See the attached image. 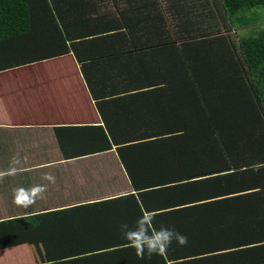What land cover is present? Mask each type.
Returning a JSON list of instances; mask_svg holds the SVG:
<instances>
[{
	"label": "trees",
	"instance_id": "trees-1",
	"mask_svg": "<svg viewBox=\"0 0 264 264\" xmlns=\"http://www.w3.org/2000/svg\"><path fill=\"white\" fill-rule=\"evenodd\" d=\"M264 0H0V71L69 56L172 264H264ZM157 219V220H156ZM177 250V253H175ZM166 263V262H165Z\"/></svg>",
	"mask_w": 264,
	"mask_h": 264
},
{
	"label": "crops",
	"instance_id": "crops-1",
	"mask_svg": "<svg viewBox=\"0 0 264 264\" xmlns=\"http://www.w3.org/2000/svg\"><path fill=\"white\" fill-rule=\"evenodd\" d=\"M81 66L55 58L0 71V171L19 160L0 180V264H172L168 250L138 258L120 232L145 210L115 148L81 154L100 142L72 128L103 123ZM35 185L43 198L17 206L14 189Z\"/></svg>",
	"mask_w": 264,
	"mask_h": 264
},
{
	"label": "clouds",
	"instance_id": "clouds-1",
	"mask_svg": "<svg viewBox=\"0 0 264 264\" xmlns=\"http://www.w3.org/2000/svg\"><path fill=\"white\" fill-rule=\"evenodd\" d=\"M18 163L19 160L14 157L12 160L13 166L7 171H0V180H3L7 175L15 174L18 171L15 165ZM43 179L55 183V177L50 173H46ZM45 191L46 186L44 185L14 189V203L17 206L29 207L36 202L37 198L42 199ZM154 221L155 215L153 212L143 211L134 226H130L127 223L120 225V232L123 238L135 249L138 258L144 259L145 255L149 258L152 255H162L168 250L173 241L179 246L187 245L188 237L186 235L165 225L156 228Z\"/></svg>",
	"mask_w": 264,
	"mask_h": 264
},
{
	"label": "rangeland",
	"instance_id": "rangeland-1",
	"mask_svg": "<svg viewBox=\"0 0 264 264\" xmlns=\"http://www.w3.org/2000/svg\"><path fill=\"white\" fill-rule=\"evenodd\" d=\"M258 10H259V14L261 15L259 23L261 25H264V7L258 8ZM58 59H62V60L65 59V60H70L71 61V58L69 56L63 57V58H58Z\"/></svg>",
	"mask_w": 264,
	"mask_h": 264
}]
</instances>
